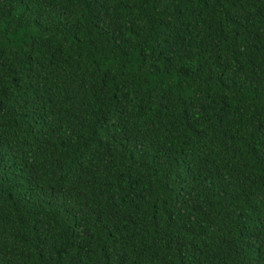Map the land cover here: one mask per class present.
<instances>
[{"label":"trees","instance_id":"obj_1","mask_svg":"<svg viewBox=\"0 0 264 264\" xmlns=\"http://www.w3.org/2000/svg\"><path fill=\"white\" fill-rule=\"evenodd\" d=\"M0 264H264V0H0Z\"/></svg>","mask_w":264,"mask_h":264}]
</instances>
